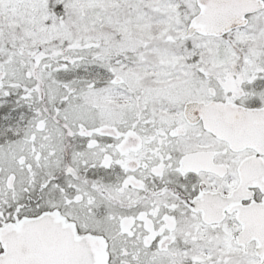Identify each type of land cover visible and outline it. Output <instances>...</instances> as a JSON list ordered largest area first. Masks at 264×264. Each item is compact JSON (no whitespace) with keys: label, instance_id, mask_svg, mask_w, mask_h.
<instances>
[{"label":"snow or ice","instance_id":"obj_1","mask_svg":"<svg viewBox=\"0 0 264 264\" xmlns=\"http://www.w3.org/2000/svg\"><path fill=\"white\" fill-rule=\"evenodd\" d=\"M0 264H264V0H0Z\"/></svg>","mask_w":264,"mask_h":264}]
</instances>
